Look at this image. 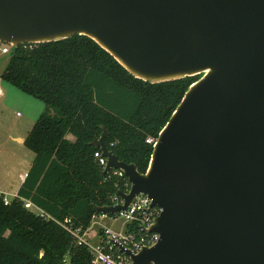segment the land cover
Instances as JSON below:
<instances>
[{
  "label": "water",
  "instance_id": "95a60500",
  "mask_svg": "<svg viewBox=\"0 0 264 264\" xmlns=\"http://www.w3.org/2000/svg\"><path fill=\"white\" fill-rule=\"evenodd\" d=\"M91 38L130 74L157 84L201 76L159 134L146 173L92 145L132 187L117 216L144 194L159 235L129 264H264V0H0V41L38 45ZM68 264H71L69 261Z\"/></svg>",
  "mask_w": 264,
  "mask_h": 264
},
{
  "label": "trees",
  "instance_id": "16d2710c",
  "mask_svg": "<svg viewBox=\"0 0 264 264\" xmlns=\"http://www.w3.org/2000/svg\"><path fill=\"white\" fill-rule=\"evenodd\" d=\"M9 55L0 79L47 109L26 141L35 154L28 177L8 205L0 200V264H93L94 254L79 237L101 215L95 207L112 205L126 188L124 179L102 177L95 157L101 151L92 142L105 127L109 149L146 173L153 154L147 139L159 137L201 76L145 82L83 35L21 45ZM24 200L39 210L27 209ZM127 233L143 234L137 224H128ZM100 235L107 246L103 230Z\"/></svg>",
  "mask_w": 264,
  "mask_h": 264
},
{
  "label": "rangeland",
  "instance_id": "374dc122",
  "mask_svg": "<svg viewBox=\"0 0 264 264\" xmlns=\"http://www.w3.org/2000/svg\"><path fill=\"white\" fill-rule=\"evenodd\" d=\"M10 57L0 53V75L5 71ZM0 88L3 92L0 95V188L2 189L0 190L11 201L16 196L14 190L22 180L23 174L34 162L35 154L28 148L26 141L47 107L41 100L2 79H0ZM20 139L23 142L17 141ZM128 223L123 216L96 218L89 230V235L95 233V237L89 239L90 245L94 248L98 247L102 225L112 235L124 237Z\"/></svg>",
  "mask_w": 264,
  "mask_h": 264
},
{
  "label": "built area",
  "instance_id": "2783aa9c",
  "mask_svg": "<svg viewBox=\"0 0 264 264\" xmlns=\"http://www.w3.org/2000/svg\"><path fill=\"white\" fill-rule=\"evenodd\" d=\"M12 45L7 44L0 41V53L3 55H9L12 52ZM2 94V91L0 90V95ZM157 139L148 138L147 143L151 144L153 147L156 144ZM95 157L98 159L100 166L102 167V171L105 170L108 160L107 158H104L102 155V152L95 153ZM106 176H109L111 178L112 176L118 177L120 179H124V187L126 188V191L124 193H130L131 190V183L126 176V174L121 170L112 169V171L107 174ZM28 175H24L23 179L27 178ZM0 200H2L5 205H8L11 201L6 198L5 193L0 191ZM112 205L115 206L119 204H123L124 200L119 197L118 195H115L111 199ZM25 207L29 210H39L35 207V205L30 200H24ZM161 209L158 207H152V201L149 199L147 195L141 194L138 195L135 200L132 201L129 208L125 212H121L117 216H110L117 218L118 216H123L127 219L129 222L128 224L134 225L137 224L140 228H150L155 223L157 218L161 214ZM101 217H104L105 215H100ZM67 225L71 224V220L67 219L65 222ZM68 228V227H67ZM70 232H73L71 228H68ZM105 235L108 237L107 246H102L101 243L98 245V247L94 248L90 245L89 239L93 238L91 235H89L88 231L83 234V236L79 237V243L87 245L90 247L92 253L94 254V261L93 264H129L130 259L119 252V254H115L113 251L116 247L111 245L109 243V239H117L120 241V243L125 246L127 249H130L134 253H139L142 251L144 247L151 248L157 244L159 241V235L157 234H148L144 233L138 237L136 234H131L126 232V236H114L110 233V231L106 228L103 229ZM79 232V231H78ZM77 235V234H76ZM117 249V248H116ZM118 250V249H117Z\"/></svg>",
  "mask_w": 264,
  "mask_h": 264
},
{
  "label": "crops",
  "instance_id": "0c3cea01",
  "mask_svg": "<svg viewBox=\"0 0 264 264\" xmlns=\"http://www.w3.org/2000/svg\"><path fill=\"white\" fill-rule=\"evenodd\" d=\"M0 90H1V88H0ZM1 91H2V90H1ZM2 93H3V92H2ZM68 139L71 140V141H74V140H75V138H74L73 136H69ZM17 141H19V142H23L22 139L17 140ZM34 159H35V158H34ZM32 164H33V163H32ZM31 167H32V165H31ZM31 167L25 172V174H23V176L26 175V174L28 175V173H29ZM23 176H22V180L20 181V183L18 184V186H17V187L15 188V190H14L16 196L18 195V193H19V191H20V189H21L23 183H24L25 180H26V178L23 179ZM0 189H1V188H0ZM1 190H2V189H1ZM1 190H0V191H1ZM16 196H15V197H16ZM96 218L100 219L101 217H100V216H96V217L94 218V220H95ZM101 228L104 229V228H105L104 225H102ZM103 229H101V230H103ZM89 230H91V228H90ZM89 230H88V233H89ZM101 230H100V231H101ZM89 234H90V233H89ZM91 236L94 238V237H95V233H92ZM98 239L100 240V241L98 242V244H100V243L102 242V236L100 235V232H99V238H98Z\"/></svg>",
  "mask_w": 264,
  "mask_h": 264
}]
</instances>
